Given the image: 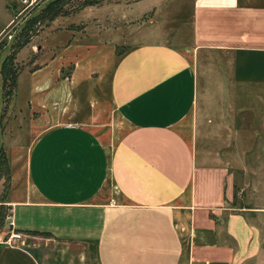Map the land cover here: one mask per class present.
Segmentation results:
<instances>
[{
  "label": "crops",
  "instance_id": "crops-1",
  "mask_svg": "<svg viewBox=\"0 0 264 264\" xmlns=\"http://www.w3.org/2000/svg\"><path fill=\"white\" fill-rule=\"evenodd\" d=\"M43 1L26 10L25 25ZM106 1L86 8L100 20L92 42L67 36L20 72L23 94L15 79L7 107L19 101L28 132L37 130L22 172L10 174L21 238L0 242V264L251 262L258 234L228 208L230 173L199 141L207 124L193 111L200 85L249 104L240 110L252 117L264 109V0H179L182 31L167 34L151 28L164 0H133L126 11L112 0L111 12ZM19 7L0 0V31ZM110 16L136 19L134 38L110 30Z\"/></svg>",
  "mask_w": 264,
  "mask_h": 264
},
{
  "label": "rangeland",
  "instance_id": "rangeland-1",
  "mask_svg": "<svg viewBox=\"0 0 264 264\" xmlns=\"http://www.w3.org/2000/svg\"><path fill=\"white\" fill-rule=\"evenodd\" d=\"M46 1L48 0H44L40 6L42 7ZM82 1H60L59 5L62 6L63 12L55 15V22H53V18L44 19L33 26L29 31L30 40L18 49H15V45L20 39L19 35L25 28L26 22H20L12 32L10 31V38L0 39V238L7 233L5 216L9 207L7 193L10 174L14 171L22 172L26 147L37 130L34 128L35 133L28 132V117L19 101H13L11 109H8V101L15 92V83L13 87H9L8 82L2 85L4 84L3 73L5 70L3 63L9 57L7 60V63L10 62L8 69L14 73L15 79L18 76L17 88L20 94L23 92L22 85H24L22 71L24 72L30 64L36 65L39 60L41 62L47 58L67 40V36L71 35L72 41L92 42L94 40L92 33L100 25V20L88 15L86 8L90 5H85ZM103 1H97L98 9H101L100 4ZM110 1L112 0H107L102 7L109 5L108 8L111 12ZM175 1H178L176 7L170 5ZM132 2L133 0H125V11L133 7ZM157 9L158 12L151 20L152 29L164 34L170 33L172 29L173 31L181 29L177 19L181 15L179 14V0H164ZM135 22H137L136 19L135 21L116 23L110 16L108 27L110 30H117L119 35L124 31V41L127 43L136 35L128 34V31H132V27L135 26ZM147 29L150 28L147 27ZM181 31L182 29L179 32L181 33ZM109 38L113 39V37ZM122 48L124 46H120L119 50L121 51ZM224 89L225 87L222 88V90ZM219 90V87L213 85H206L203 88L202 85L199 86L195 111H193L195 112L194 119L196 121L205 120L207 126H205L204 134L198 136V139L206 148L216 154L230 173L234 193L232 199L227 203L228 208L239 209L258 234L260 253L256 259L247 264H264V109L260 110L262 107L260 108L261 105H259L252 117L248 111L240 110L249 104H244L242 101L232 103L228 95L227 97L221 95ZM239 99H246L245 101L251 103L255 101L252 96H241ZM16 108L19 110L16 111ZM230 113H237L238 117L233 120ZM44 127L46 125L40 123V130ZM197 144L198 141L196 146ZM11 162L14 165L11 166Z\"/></svg>",
  "mask_w": 264,
  "mask_h": 264
},
{
  "label": "trees",
  "instance_id": "trees-1",
  "mask_svg": "<svg viewBox=\"0 0 264 264\" xmlns=\"http://www.w3.org/2000/svg\"><path fill=\"white\" fill-rule=\"evenodd\" d=\"M62 0H48L46 1L42 7H40V12L36 15H34L29 21L28 23L24 26L25 28L22 29L20 35H19V41L16 43L15 45V49L20 48L23 44H25L28 40L29 37L31 36V34H29L30 29L37 25V23H40V21H43L44 19H51L53 18L55 15L62 13V6L59 5V2ZM98 0H83V4H94L96 3ZM6 58V57H5ZM9 59V57L6 58V60L3 63V68L4 73H3V83L2 85H5L6 82H8V86L9 87H13L14 86V73L11 71V69L9 68V64L10 62L7 63V60Z\"/></svg>",
  "mask_w": 264,
  "mask_h": 264
},
{
  "label": "built area",
  "instance_id": "built-area-1",
  "mask_svg": "<svg viewBox=\"0 0 264 264\" xmlns=\"http://www.w3.org/2000/svg\"><path fill=\"white\" fill-rule=\"evenodd\" d=\"M19 9L16 14L5 24L3 29L0 31V39L11 37V32L14 30L20 22H22L25 16L26 10L32 5L36 4L37 0H17ZM11 31V32H10ZM5 223L7 227V233L1 237L0 242L7 245H12L14 241H18L21 238V234L13 230V223L11 217V209L8 207V213L5 216Z\"/></svg>",
  "mask_w": 264,
  "mask_h": 264
}]
</instances>
